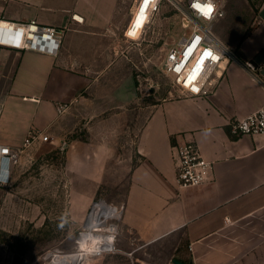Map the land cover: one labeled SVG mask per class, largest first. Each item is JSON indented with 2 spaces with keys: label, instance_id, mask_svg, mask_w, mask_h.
Masks as SVG:
<instances>
[{
  "label": "crops",
  "instance_id": "obj_1",
  "mask_svg": "<svg viewBox=\"0 0 264 264\" xmlns=\"http://www.w3.org/2000/svg\"><path fill=\"white\" fill-rule=\"evenodd\" d=\"M133 9V0H0L2 21L64 29L57 55L0 45V144L20 149L31 128L57 132L77 106L101 126L136 106L122 142L118 129L89 124L80 146L85 180L123 187V202L117 194L100 200L104 223L119 219L117 250L135 255L163 244L170 253L163 264H264V135L236 136L230 126L263 104L264 89L231 63L209 96L141 102L124 45ZM235 50L261 64L264 78V0ZM187 140L212 171L180 188L171 147Z\"/></svg>",
  "mask_w": 264,
  "mask_h": 264
},
{
  "label": "rangeland",
  "instance_id": "obj_2",
  "mask_svg": "<svg viewBox=\"0 0 264 264\" xmlns=\"http://www.w3.org/2000/svg\"><path fill=\"white\" fill-rule=\"evenodd\" d=\"M260 1L222 0L224 15L213 27L222 42L235 49L254 22ZM186 32L181 13L165 3L138 39L124 36V45L129 46V81L141 102L154 103L177 96L172 78L163 72V60L168 49ZM79 107L63 121L59 131L45 132L50 137L48 141L14 150L9 181L0 186V264H46V253L74 250L92 208L101 209V199L117 194L123 202V187H94L85 180L80 146L88 141L89 124L95 129H118L122 142L137 107L128 106L129 114L123 121L102 126L99 122L89 123ZM113 222L115 236L119 219L104 223L105 227L95 232L109 235L107 226ZM112 247L100 254H86L78 264H163L170 254L160 244L131 255L130 251L117 250L115 238Z\"/></svg>",
  "mask_w": 264,
  "mask_h": 264
},
{
  "label": "built area",
  "instance_id": "obj_3",
  "mask_svg": "<svg viewBox=\"0 0 264 264\" xmlns=\"http://www.w3.org/2000/svg\"><path fill=\"white\" fill-rule=\"evenodd\" d=\"M134 9L129 26L141 32L165 3L178 10L183 16L188 32L171 46L163 60V72L172 78L177 96H209L223 79L227 65L242 66L250 77L264 89L262 65L242 59L234 48L226 45L214 32L215 22L223 17L222 0H133ZM211 7L205 15L202 9ZM73 20L79 21L77 16ZM4 22L6 25H1ZM64 35V29L41 25L35 21L12 23L0 20V45L18 50H35L57 55ZM133 39V38H131ZM134 40V39H133ZM65 104H57L62 113ZM231 133L241 135H264V102L255 111L231 121ZM45 132L31 128L27 131L22 147L49 140ZM175 167V182L180 188L198 186L210 179L212 162L205 159L197 143L187 140L171 147ZM15 156L8 145L0 144V186L9 181L10 163ZM113 248V247H112ZM110 250V249H109ZM112 250V249H111Z\"/></svg>",
  "mask_w": 264,
  "mask_h": 264
},
{
  "label": "bare ground",
  "instance_id": "obj_4",
  "mask_svg": "<svg viewBox=\"0 0 264 264\" xmlns=\"http://www.w3.org/2000/svg\"><path fill=\"white\" fill-rule=\"evenodd\" d=\"M126 33L130 35V38L138 39L140 31L129 26ZM103 226L105 227L102 212L95 206L84 223L85 231L79 235L76 248L66 253L59 251L46 253L44 256L46 264H78L86 254H100L103 251H108L113 244L114 236L111 233L115 231V227L114 225L107 226L110 233L107 236L95 232Z\"/></svg>",
  "mask_w": 264,
  "mask_h": 264
},
{
  "label": "snow or ice",
  "instance_id": "obj_5",
  "mask_svg": "<svg viewBox=\"0 0 264 264\" xmlns=\"http://www.w3.org/2000/svg\"><path fill=\"white\" fill-rule=\"evenodd\" d=\"M204 11L205 15H208L211 12V7H208L206 9H202Z\"/></svg>",
  "mask_w": 264,
  "mask_h": 264
},
{
  "label": "water",
  "instance_id": "obj_6",
  "mask_svg": "<svg viewBox=\"0 0 264 264\" xmlns=\"http://www.w3.org/2000/svg\"><path fill=\"white\" fill-rule=\"evenodd\" d=\"M173 262H174L175 264H188V263H184V262H182V261H180V260H177V259H174Z\"/></svg>",
  "mask_w": 264,
  "mask_h": 264
}]
</instances>
